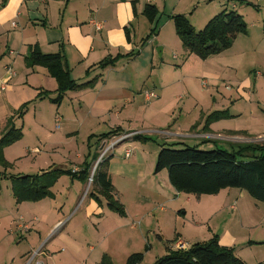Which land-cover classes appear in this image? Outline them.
<instances>
[{"label": "rangeland", "instance_id": "obj_1", "mask_svg": "<svg viewBox=\"0 0 264 264\" xmlns=\"http://www.w3.org/2000/svg\"><path fill=\"white\" fill-rule=\"evenodd\" d=\"M216 1L222 6L221 10H231L228 1ZM233 1L238 8L241 7L239 0ZM253 2L245 3L256 4L255 7L247 4L239 9L248 24V34H239L230 49L206 60L190 55L183 48L173 22L162 32L165 48L154 40L162 22L156 35L148 41L149 45L146 46L147 42L143 46V41L155 24L141 17L137 34L134 35L136 47L133 50L138 48L134 51L135 55L121 59L116 70L104 72L111 82H122L120 86L115 83L109 86L111 91L107 94L116 99L115 112L119 111L120 115L101 116L100 109L93 111L89 107V101L103 96V86L97 88L96 92L85 94L84 103L68 94L60 105L50 100L56 98L57 93H51L46 99L36 100L35 103L28 87L23 90L16 86L13 105L23 92L24 95L26 93L25 98H30L26 102L32 104L23 119H15V126L22 128L23 137L5 149L9 153V158H6L9 166L5 170L0 164V171H6L10 178L37 175L58 168L82 167L85 159L94 164L95 157H100L103 148L120 139V136L100 142L97 137L90 138L92 134L108 133L121 125L124 131L151 140L144 142L131 138L118 144L108 154L112 156L114 194L129 211L127 217H122L105 207L108 235H104L106 243L103 250L110 252L114 264H127L128 258L137 253H143L145 257L139 264H154L166 254L167 240H174L178 234L185 236L188 248L193 238L202 242L216 234L219 238H225L228 230L234 231L236 237L246 236L249 230L241 228L236 211L229 207L232 198L242 190L231 188L232 195H226L223 201L222 196L202 195L200 203L198 196L178 195L173 188L170 190L165 186L168 183L172 187L168 171L165 169L156 173L155 168L162 146L171 142L184 143L178 148L187 145L199 146L204 150L218 147L228 151L236 150L238 145L264 142V0ZM190 12H194V9ZM216 12L219 14L222 11ZM200 17L198 12L195 21L191 22L197 30L208 23L206 19L199 20ZM92 77H96V73ZM84 80L80 79L79 83ZM90 80L92 78L86 79ZM151 92L156 93L157 98L147 101L146 94ZM81 106L82 111H79ZM217 111H226L230 116L212 122L210 128H213V132L205 134V118ZM3 116L4 113L0 112V120ZM157 131H179L182 135L168 137ZM191 134L199 136H186ZM204 140L209 142L203 143ZM127 150L133 152L130 158L125 156ZM134 162L140 163L142 170L137 168L138 165L126 167ZM95 189L98 187L89 181L87 184L80 181L74 184L69 176L63 175L53 189V197L44 200L51 203L52 208L47 210L45 204L25 202L23 205H28V208L23 206L21 210L12 193L11 180L4 179L0 197V264H25L38 250L40 255L37 259L43 264H94L93 259L85 255H91L90 246H94L97 252L99 248L102 249L98 244L100 246L103 237L96 234V222L86 219L85 210L90 199L100 205L90 195ZM99 192L95 193L107 204ZM85 199L81 209L72 215L76 205ZM213 202L220 203L217 204L218 208L224 206L222 214L219 212L215 218L213 212L218 210ZM41 207H45L46 211H40ZM57 213L64 214L65 219L68 216L72 219L65 229L60 232L58 229V233L47 240L43 237V223L52 221ZM21 216L26 222L20 221ZM34 217H38L39 221L33 222ZM28 222L31 231L24 228V223ZM133 224H137L136 229L132 228ZM36 225H39L38 229ZM210 227L214 232H210ZM161 236L167 240H161ZM256 238L264 240L260 233ZM73 242L82 247V252L77 255L79 259L74 253L78 249L73 245V251L70 246ZM224 242L246 264L264 262V243L250 244L246 241L242 246L239 238L233 245L229 241ZM148 243L151 247L147 250Z\"/></svg>", "mask_w": 264, "mask_h": 264}, {"label": "crops", "instance_id": "obj_2", "mask_svg": "<svg viewBox=\"0 0 264 264\" xmlns=\"http://www.w3.org/2000/svg\"><path fill=\"white\" fill-rule=\"evenodd\" d=\"M226 1H228V6L232 7L231 10H236L240 14L241 11L239 9L247 6V3L240 2L242 5L238 8L237 4L233 0ZM246 1L254 4L253 0ZM147 5H154L159 10V18L154 28H157L158 30L161 22L162 25L154 40L156 43L162 45V48L166 47L162 40V32L168 24L173 22L172 16L182 14L188 16L190 22L193 23V21H195V14L200 12L201 17L199 20L202 21L206 19L207 22L212 17L217 15L216 11H222L221 9H223L216 0H0V112L4 113V116L0 120V137H2L3 133L7 129V124L10 118L15 115L14 112L23 105L22 103L25 104V102L30 99L25 98L27 96L26 93L24 95L23 92V95H19L17 97L18 102L13 105L15 101L14 93L16 86L22 88L23 90L28 87L29 91L33 95L32 97H34L33 100L35 103H37L38 100L46 99L45 97H39L41 91L56 93L57 83L55 79L50 77L45 68H28L26 65L25 58L29 53V48L33 46H38L44 54L58 53L63 50L67 66L71 71V76L77 82H79L80 79H85L84 81L87 82L86 79L100 77L93 88L77 92H68L65 97H67L68 94H72L71 96H74L73 98H77L80 103H84L83 99H86L85 94L89 91L96 92L95 90L97 88H101L103 86V96L100 95L92 99V101H89L88 103L90 106H88L91 107L93 111L100 109L101 116L108 114L120 115L121 113L119 111L115 112L114 103L116 102V99H114V97L107 96V94L109 93L108 91H111L109 86L114 83L117 86H120L122 82H111L108 78L106 79L105 76L107 75L104 74L105 71L108 72L110 70H116L117 64L106 70L100 69L97 65L109 56L116 57L118 55H122L123 57L121 59L125 57L127 58V54L134 53V51L138 49L136 48L133 50V47H136V38L134 35L137 34L139 20L141 17H145L144 10ZM191 9H194V12L191 13ZM96 24L101 26L100 30L96 28ZM126 28L130 31V41L127 38ZM145 40L142 43L143 46L145 45ZM149 43L150 42H148L146 46H148ZM137 53L140 54V51ZM95 73L96 77H92ZM113 80H115V78H113ZM30 103L32 104V102ZM106 104H109L110 106H106ZM78 110L82 111V106ZM93 118H95V116ZM200 120L202 121V119ZM116 129H121L120 133L122 135L130 133V131H124L121 125L116 126L115 129L109 131L108 133L115 131ZM210 130V132H213V128H210ZM157 133H161L162 135L168 137L182 135L179 131H157ZM101 135L92 134V136L97 137L98 140ZM186 136H199V134ZM146 138L151 140L148 137ZM7 151L5 150V158H9V153ZM88 163V160L85 159L82 167L76 166L70 170L81 172ZM135 165H138L137 168L142 170L139 168L142 165L138 162H134L132 166L126 165V167H133ZM111 166L112 162L108 165V173L111 176L112 184L115 190L113 180L114 173L112 172L113 169ZM70 178L72 179V177ZM72 181L74 184H78L80 180L72 179ZM165 186H167L170 190H176L173 186L171 187L168 185V183H166ZM54 188L55 186L53 189ZM96 191H100V188L97 190L95 189L94 192ZM232 192V189H225L217 195L210 196H218L217 198L222 196L223 201L225 196H231ZM244 192L241 191L238 196H234L229 207L230 209L236 211L238 224L241 225V228H246L245 230H249V233L246 236L240 235L236 237L234 231L230 232V230H228L225 234V238H222V236L220 238L223 246L228 247V243L224 241H229L230 245H233L237 242L238 238L242 246H244L243 243L246 241L250 244L258 242L264 243V240H257L258 238H256L258 233L264 237V203L253 199L247 192ZM177 193L178 195L185 194L186 196H189V194L186 193L178 191ZM188 199L190 200L191 197H188ZM198 199L201 203L202 197L200 196ZM44 200L36 203L45 204L47 210L53 207L51 203ZM86 200L87 199L83 202L81 200L80 203L76 205L72 215L78 209H81V206ZM214 201H216V199ZM200 203H198L199 206L201 205ZM23 204H25V202L20 204L21 210L23 206L27 209L28 205ZM214 204L217 206L218 202H215ZM105 207L107 208V204H105L103 200L102 204L98 206L90 199V203L86 206L85 210L86 219H94L96 222L94 223V227L96 229L95 232L98 236L103 237L100 242V246L98 244V247L102 246V249L99 248L97 252V249L94 246H90L89 253L91 255H85L87 258L93 259L92 262L94 264H98L105 254L110 256L113 260V256L109 254L110 252L103 250L106 243L104 235L106 237L108 235V227L105 223V214L107 209ZM54 209L58 211L57 207ZM223 209L224 206H222V208L221 206L219 208L217 206L218 211L213 212L214 218L219 212L222 214ZM40 211H46L45 207H41ZM126 211L127 215L125 217L129 215V211ZM57 214V217L53 218L52 221L49 220L47 223H43L45 225L42 227V229L45 230L43 237L47 240L56 234L58 229V232L65 229L72 219L69 216L65 219L64 214ZM20 221L26 222V219L21 216ZM32 221L37 222L39 221V218L34 217ZM24 227H28L29 231L32 230L29 222L24 223ZM35 227L38 229L39 225H36ZM132 228L136 229L137 224H133ZM209 230L211 233L214 232L211 227ZM184 237L185 236L183 234H178L174 240H167L164 236H161V240L164 241L166 239L169 243L166 247V254L169 249H176L174 247L176 242H185ZM193 239L194 240L190 241L192 245L197 242H202L199 241L198 238ZM185 243L187 244V242ZM73 245H75V248L78 249L77 251H74L72 247ZM70 246L72 247L75 256L82 252V247L76 244V242H73ZM149 247L151 246L148 243L146 249L148 250ZM76 258L79 259L78 256Z\"/></svg>", "mask_w": 264, "mask_h": 264}, {"label": "trees", "instance_id": "obj_3", "mask_svg": "<svg viewBox=\"0 0 264 264\" xmlns=\"http://www.w3.org/2000/svg\"><path fill=\"white\" fill-rule=\"evenodd\" d=\"M245 3V0H239ZM248 5H255L247 3ZM144 15L151 24H156L159 18V10L154 5H147ZM176 34L181 41L183 48L190 54L197 55L203 60L221 54L230 49L235 38L239 34H248V24L243 15L236 10L224 9L212 17L206 26L197 30L189 18L182 14L172 16ZM127 30V38L130 41V31ZM157 28L151 30V34L145 40V44L156 35ZM264 33V21H263ZM139 54V53H137ZM129 53L127 56H134ZM107 57L97 66L106 70L114 67L122 58ZM28 68H45L50 77L57 83V97L50 99L52 103L60 105L68 92H77L93 88L100 77L90 81L79 83L71 76L63 50L58 53L44 54L38 46L29 48L25 58ZM49 91H41L40 98L49 97ZM30 102L23 104L7 124V129L0 138V164L6 167L9 163L5 158V149L21 140L23 137L22 128L15 126V119L23 117L28 112ZM230 115L226 111H217L206 118L205 134H208L212 122L226 119ZM121 129H116L107 134L99 136V141H109L115 137L122 136ZM128 134V133H127ZM90 138H93L91 136ZM136 141L147 142L149 139L138 134L133 137ZM204 141L203 143H208ZM184 143H172L163 145L156 162V173L163 170L168 171L170 184L181 193L193 194L195 196L217 195L225 189H239L246 191L253 199L264 203V142L256 144L238 145L233 151L214 147L204 150L199 146H185ZM112 157V156H111ZM108 157L99 164L94 178L93 185L100 188L102 197L106 200L107 207L118 213L120 216L127 215L126 208L114 194V186L111 176L108 173V165L111 160ZM98 156L94 161L98 160ZM92 164H86L81 172L70 169H54L37 175H23L8 177L6 171H0V197L2 194V181L10 179L12 193L18 204L23 202H40L46 198L53 197V187L60 177L70 176L78 179L84 184L90 179ZM91 198L102 204V198L95 192L90 193ZM144 254H133L128 258L127 264H139L143 262ZM98 264H114L110 256L105 254ZM154 264H246L235 255L234 249L220 244L218 234L210 240L197 242L187 250L169 249L168 253L156 260ZM260 264H264L261 262Z\"/></svg>", "mask_w": 264, "mask_h": 264}, {"label": "built area", "instance_id": "obj_4", "mask_svg": "<svg viewBox=\"0 0 264 264\" xmlns=\"http://www.w3.org/2000/svg\"><path fill=\"white\" fill-rule=\"evenodd\" d=\"M96 28H98L99 30L101 29V26L97 25L96 24ZM11 73V71H10ZM157 98V95L156 93L154 92H151V93H147L146 94V99L147 101H151L153 99H156ZM135 135H137L136 133H128V134H125L123 136H120V139H118L117 141H114L112 142V144L110 146H108L107 148H103L102 152H101V155L100 157L98 158V160L93 164L92 166V170H91V176H90V179H89V182L90 183H93V178H94V175H95V172L99 166L100 163H102L104 160H106L108 157H109V153L120 143L124 142L125 140H128V139H131L133 138ZM132 150H127L126 151V158H130L132 156ZM26 230H29L28 227H24ZM176 249H181V250H187L188 249V246L185 242H182V241H178L175 243V246H174ZM38 255H40V250H38L34 257L30 260H28L25 264H43V262L41 260H38L37 257Z\"/></svg>", "mask_w": 264, "mask_h": 264}, {"label": "water", "instance_id": "obj_5", "mask_svg": "<svg viewBox=\"0 0 264 264\" xmlns=\"http://www.w3.org/2000/svg\"><path fill=\"white\" fill-rule=\"evenodd\" d=\"M90 183V182H89Z\"/></svg>", "mask_w": 264, "mask_h": 264}]
</instances>
